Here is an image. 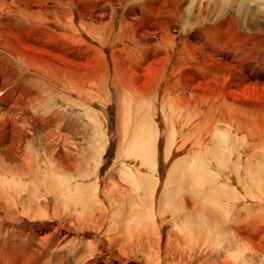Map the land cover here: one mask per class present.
<instances>
[{
	"label": "bare ground",
	"instance_id": "1",
	"mask_svg": "<svg viewBox=\"0 0 264 264\" xmlns=\"http://www.w3.org/2000/svg\"><path fill=\"white\" fill-rule=\"evenodd\" d=\"M0 264H264V0H0Z\"/></svg>",
	"mask_w": 264,
	"mask_h": 264
},
{
	"label": "rangeland",
	"instance_id": "2",
	"mask_svg": "<svg viewBox=\"0 0 264 264\" xmlns=\"http://www.w3.org/2000/svg\"><path fill=\"white\" fill-rule=\"evenodd\" d=\"M115 156H113L112 158L114 159ZM113 159L110 161V165H111V162L113 161Z\"/></svg>",
	"mask_w": 264,
	"mask_h": 264
}]
</instances>
